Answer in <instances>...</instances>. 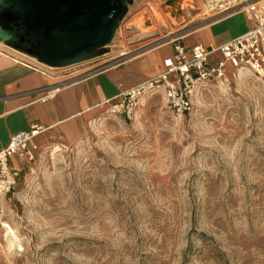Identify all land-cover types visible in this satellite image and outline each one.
<instances>
[{"label":"rangeland","instance_id":"obj_1","mask_svg":"<svg viewBox=\"0 0 264 264\" xmlns=\"http://www.w3.org/2000/svg\"><path fill=\"white\" fill-rule=\"evenodd\" d=\"M218 2L118 4L95 55L55 68L174 48L217 19ZM192 102L180 116L159 89L132 119L106 110L76 140L38 147L0 196V264H264V79L227 66Z\"/></svg>","mask_w":264,"mask_h":264},{"label":"crops","instance_id":"obj_2","mask_svg":"<svg viewBox=\"0 0 264 264\" xmlns=\"http://www.w3.org/2000/svg\"><path fill=\"white\" fill-rule=\"evenodd\" d=\"M214 16L215 21L180 43L187 48L201 43L212 50L243 35L252 26L248 16L241 12H216ZM240 17L247 18L246 26L234 22ZM0 47V150L8 146L13 135L36 128L39 132L29 146L34 158L38 147L52 139L76 140L90 116L109 110L107 101L163 71L164 59L174 53V48L168 47L123 66L96 65V59L55 68L38 63L1 39ZM221 60L218 51L210 56L209 63L216 65ZM50 91L54 94L48 96ZM29 164L17 156L10 160L11 167L20 174Z\"/></svg>","mask_w":264,"mask_h":264},{"label":"built area","instance_id":"obj_3","mask_svg":"<svg viewBox=\"0 0 264 264\" xmlns=\"http://www.w3.org/2000/svg\"><path fill=\"white\" fill-rule=\"evenodd\" d=\"M218 4L223 13L245 12L252 26L243 35L212 50L201 43L190 48L181 43L175 44L173 55L163 62V71L107 101L109 111L132 119L144 96L163 89L173 112L180 116L188 114L193 108L192 97L196 86L212 78L224 77L227 66L248 70L264 79V0H220ZM218 51L223 60L216 65L210 64V56ZM52 94L54 91H50L48 96ZM38 132L39 129L34 128L17 133L11 137L8 146L0 150V196L12 192L20 176V172L11 167V158L17 156L25 162L34 160L29 146Z\"/></svg>","mask_w":264,"mask_h":264},{"label":"water","instance_id":"obj_4","mask_svg":"<svg viewBox=\"0 0 264 264\" xmlns=\"http://www.w3.org/2000/svg\"><path fill=\"white\" fill-rule=\"evenodd\" d=\"M16 4L18 9L24 13L26 24L31 30L36 31L40 27L46 30L52 28L58 30V33L53 37L34 46V51H28V54L52 67H65L92 58L95 54L87 51L99 46L108 39L110 26L118 12L113 0H106V7L103 9L100 21H98V18H92L88 21V33H94V35L80 38L77 42L79 46L71 53L54 55L47 47H50L57 37L66 32V27L59 18L61 13L56 12L47 1L43 3L42 9L36 6L32 0H16Z\"/></svg>","mask_w":264,"mask_h":264},{"label":"bare ground","instance_id":"obj_5","mask_svg":"<svg viewBox=\"0 0 264 264\" xmlns=\"http://www.w3.org/2000/svg\"><path fill=\"white\" fill-rule=\"evenodd\" d=\"M40 9L47 1L58 13L61 23L66 27V32L57 37L48 50L54 55L68 54L77 48V43L82 37L94 35L88 33V21L98 18L100 21L103 9L106 7V0H32ZM165 60V59H164ZM13 239H18L16 232L5 225Z\"/></svg>","mask_w":264,"mask_h":264},{"label":"flooded vegetation","instance_id":"obj_6","mask_svg":"<svg viewBox=\"0 0 264 264\" xmlns=\"http://www.w3.org/2000/svg\"><path fill=\"white\" fill-rule=\"evenodd\" d=\"M130 0H113V4L123 5ZM58 33L57 29L40 27L36 31L31 30L26 24V18L16 4V0H0V39L8 45L28 53L34 51L39 42L53 37Z\"/></svg>","mask_w":264,"mask_h":264}]
</instances>
